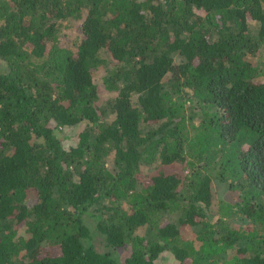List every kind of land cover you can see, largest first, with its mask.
I'll return each mask as SVG.
<instances>
[{
	"label": "trees",
	"instance_id": "obj_1",
	"mask_svg": "<svg viewBox=\"0 0 264 264\" xmlns=\"http://www.w3.org/2000/svg\"><path fill=\"white\" fill-rule=\"evenodd\" d=\"M0 60V264H264V0H0Z\"/></svg>",
	"mask_w": 264,
	"mask_h": 264
},
{
	"label": "rangeland",
	"instance_id": "obj_2",
	"mask_svg": "<svg viewBox=\"0 0 264 264\" xmlns=\"http://www.w3.org/2000/svg\"><path fill=\"white\" fill-rule=\"evenodd\" d=\"M74 29H70V30L62 29L61 33L68 31L70 35H69V38H67V40L72 42L76 36V32ZM180 60H181V57H175V61H180ZM6 69H7L6 64L0 60V71H5ZM94 82L99 83L101 82V79L99 77H96L94 78ZM109 96L111 97L112 95L108 93H103L101 98L106 99ZM108 118L110 119V116ZM84 125L85 123L83 122L80 126L73 127L72 130L59 131L57 132L58 137L63 140V143H71L73 141H76L77 130L82 129ZM78 127L80 128L78 129ZM106 165L109 169L112 170V167L109 161L106 162ZM212 191H213V198H214V201H213L214 211L209 218L210 222L214 223L218 218L222 217L224 220L228 221L231 226L238 227L240 225L241 226L248 225V223H245L243 221L235 220V217L233 215H230L232 211L228 212L227 215H225L224 214L225 212L222 211V209L226 208L227 202L233 203L237 201V194L234 192L233 193L230 192L227 186V183H225L224 181L222 182L216 181L214 179L212 183ZM28 200L29 201L33 200V194H30V197ZM104 211L106 214H111V210L105 209ZM172 220H174V218ZM89 223L90 224L92 223L91 220H89ZM180 231L186 239L193 240V238L195 237L196 230L194 228L181 227ZM95 242L97 244V240H95ZM113 254H115L116 257H119V260L122 261L124 257H126L127 255V250L120 249L116 253L114 252ZM158 263L159 264H179V262L175 261L169 253L161 254L160 258L158 259Z\"/></svg>",
	"mask_w": 264,
	"mask_h": 264
}]
</instances>
